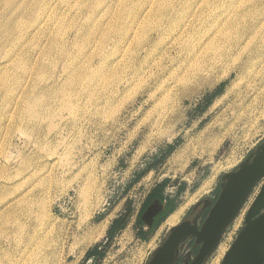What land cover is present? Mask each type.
I'll list each match as a JSON object with an SVG mask.
<instances>
[{
	"label": "rangeland",
	"instance_id": "374dc122",
	"mask_svg": "<svg viewBox=\"0 0 264 264\" xmlns=\"http://www.w3.org/2000/svg\"><path fill=\"white\" fill-rule=\"evenodd\" d=\"M197 1L0 0V264H148L147 197L178 224L264 145V47L217 27L250 4Z\"/></svg>",
	"mask_w": 264,
	"mask_h": 264
},
{
	"label": "water",
	"instance_id": "95a60500",
	"mask_svg": "<svg viewBox=\"0 0 264 264\" xmlns=\"http://www.w3.org/2000/svg\"><path fill=\"white\" fill-rule=\"evenodd\" d=\"M262 147L259 146L260 151L243 162L251 160L250 164H242L236 171L222 177L219 193L201 226L184 222L172 228L148 264H174L187 240H193V245L198 247L193 258L191 253L185 254L190 264H204L209 259L251 190L264 180ZM220 264H264V181L245 216L242 230Z\"/></svg>",
	"mask_w": 264,
	"mask_h": 264
},
{
	"label": "bare ground",
	"instance_id": "6f19581e",
	"mask_svg": "<svg viewBox=\"0 0 264 264\" xmlns=\"http://www.w3.org/2000/svg\"><path fill=\"white\" fill-rule=\"evenodd\" d=\"M195 1V0H194ZM200 1V0H198ZM197 1V2H198ZM204 1V0H203ZM248 4H250L249 7H247V5L243 4V2L241 1V3L239 4V6L237 8H235L233 10V14L232 19H230L229 17H231L229 15V17L224 16V19L222 21H220V23L217 25L218 28L223 29L224 31L228 32V33H234V37H236L233 40V45L232 47L235 48H243L246 45H249L250 43H252L254 40L258 39L261 42V47H264V0H247ZM162 2V1H161ZM169 2V1H167ZM208 2V1H207ZM185 3V2H184ZM189 3V2H188ZM146 4V3H145ZM143 4V5H145ZM152 4V3H151ZM166 4V3H165ZM200 4V3H199ZM126 5V4H125ZM148 5V4H147ZM159 5V4H158ZM184 5V4H183ZM200 6V5H199ZM157 7V6H156ZM218 7L219 4H215L213 6L210 7V15L214 16L216 15V13H218ZM144 8V7H143ZM195 8V5H194ZM200 9V8H199ZM141 10V9H140ZM146 10V9H145ZM144 10V11H145ZM149 10V9H148ZM143 11V13H144ZM148 12V11H147ZM196 12V11H195ZM130 13V12H129ZM225 13V12H224ZM140 14V13H138ZM172 14V13H171ZM135 15V14H134ZM234 15V16H233ZM128 16V15H127ZM130 16V15H129ZM147 16V14H146ZM137 17V16H136ZM141 17V16H139ZM217 17V16H216ZM127 18V17H126ZM170 18V17H169ZM197 18H199L197 16ZM149 19V18H148ZM247 19H249L247 21ZM129 20V19H128ZM150 21V20H149ZM168 21V20H167ZM186 21V19H185ZM193 21V20H192ZM141 22V21H140ZM187 22V21H186ZM190 22V21H189ZM133 23V22H132ZM135 23V22H134ZM138 23V22H137ZM233 23H236V25L238 24L239 26H233ZM136 24V23H135ZM132 25V24H131ZM154 25V24H153ZM166 26V25H165ZM172 26V25H171ZM132 27V26H130ZM180 27V26H178ZM194 27V26H193ZM135 28V27H132ZM149 28V27H148ZM139 28H137L138 30ZM181 29V28H180ZM129 30V29H128ZM127 30V31H128ZM144 30V29H143ZM210 30V29H209ZM126 31V32H127ZM131 31V30H130ZM141 31V30H140ZM187 31V30H186ZM133 32V30L131 31ZM154 32V31H153ZM183 32V30H182ZM135 33V32H134ZM175 33V32H174ZM190 33V32H189ZM118 34V33H117ZM129 34V32H128ZM138 34V33H137ZM200 34V33H199ZM130 35V34H129ZM168 35V34H167ZM176 35V34H175ZM220 36V35H219ZM167 37V36H166ZM164 38V37H163ZM189 38V37H187ZM197 38V37H196ZM166 39V38H165ZM136 40V39H135ZM162 40V39H161ZM223 40V39H222ZM167 41V40H166ZM229 41V40H228ZM169 42H171L169 40ZM174 42V41H173ZM130 43V42H129ZM142 44V43H141ZM167 45V44H166ZM174 45V44H173ZM183 45V44H182ZM139 46V45H138ZM216 46V45H215ZM251 46V45H250ZM129 47V46H128ZM169 47V46H168ZM172 47V46H171ZM190 47V46H189ZM140 49V48H139ZM169 49V48H168ZM178 49V47H177ZM214 50V49H213ZM173 51V50H172ZM199 51V50H198ZM230 51V50H229ZM226 52V51H225ZM174 53V51H173ZM161 54V53H160ZM189 54V53H188ZM251 53H249L250 55ZM248 55V56H249ZM174 56V55H173ZM172 56V57H173ZM190 56V55H189ZM239 58V57H238ZM157 60V59H156ZM160 60V59H159ZM151 61V60H150ZM154 62V61H153ZM167 63V62H166ZM164 64V63H162ZM154 66V65H153ZM147 67V66H146ZM145 67V68H146ZM178 67V66H177ZM175 69V68H174ZM147 70V69H146ZM237 70H239V68H235L233 70L237 72ZM256 70V69H255ZM141 71V70H140ZM160 71V70H159ZM174 71V70H173ZM153 72V70H152ZM158 72V71H157ZM167 74V73H166ZM171 74V73H170ZM140 75V74H139ZM169 75V74H168ZM101 77V76H100ZM138 77V76H137ZM170 77V76H169ZM172 77V76H171ZM191 77V76H190ZM119 78V77H118ZM161 79V78H160ZM235 80H237V77L235 76ZM235 81H232L231 84L234 85ZM161 83V82H160ZM92 90V89H91ZM27 94V93H26ZM204 194V190H199L198 193L196 194ZM15 200V199H14ZM17 201V200H16ZM155 202V201H154ZM153 202V204H154ZM33 204V203H32ZM151 204V205H153ZM186 204V203H185ZM6 205V204H5ZM11 205V204H10ZM186 209V205H182L179 206L173 213H171V215L165 220V222L163 223L164 226H172L175 224V222L179 219V217L184 213V210ZM155 211V210H154ZM34 213V212H33ZM17 216V215H16ZM34 217V216H33ZM17 220V219H16ZM20 220V219H19ZM29 221V220H28ZM17 224V223H16ZM107 224H108V218H105L104 220H102L99 224V226L97 227V229L94 231L97 235H101L102 233H104V231L107 228ZM177 224V223H176ZM22 225V224H21ZM25 225V224H24ZM11 226V225H10ZM173 227V226H172ZM90 229V228H89ZM1 231V230H0ZM20 233V232H19ZM24 234V233H23ZM91 234V233H90ZM18 235V234H17ZM85 235V234H84ZM96 235V236H97ZM10 237V236H9ZM9 239V238H8ZM152 242L149 243L148 247L152 248L151 245ZM2 246V245H1ZM20 250V249H18ZM16 254V253H15ZM18 254V252H17ZM26 255V254H25ZM15 261V260H14ZM32 261V260H31ZM50 260H48L49 262ZM17 263V262H16Z\"/></svg>",
	"mask_w": 264,
	"mask_h": 264
},
{
	"label": "crops",
	"instance_id": "0c3cea01",
	"mask_svg": "<svg viewBox=\"0 0 264 264\" xmlns=\"http://www.w3.org/2000/svg\"><path fill=\"white\" fill-rule=\"evenodd\" d=\"M261 149L264 150V145ZM259 151H260L259 147L252 149V151H250L248 153L247 157H245L244 161L247 160L248 158H250L251 156L253 157L255 155V153L259 152ZM233 171H236V169H234ZM219 186H220V182L216 186V188L212 189V191H211L212 196L211 197L206 196L204 199H200L196 204H194L186 212L183 219L178 224L175 223V225H173L172 228H174V227H176V226H178L184 222L194 224L195 226L200 227L201 224L203 223V221L205 220V218L207 217V215L210 211L211 205L213 204V202L215 201V199L219 193ZM153 202H154V204H153ZM151 204H153V205H151ZM167 204H168L167 199L156 194V192H152V195L147 197L146 202L141 206V208L138 211L137 217H136V223L138 221V218L140 221V225H135L136 232H137L136 235L140 239H145L147 237L146 234L150 229H152V230L161 229V227L163 226L162 224L171 215V213H170L163 220L161 219L162 216L164 215L166 209H167ZM174 211L175 210H173V212ZM172 228L164 230V233H162V236H161L162 237L161 241L160 240L158 241V245H157L156 249L164 242V240L166 239V237L169 234V231ZM161 232H162V230H161ZM188 241L189 240H187L186 242H188ZM150 242H151V240H150ZM189 243H191V247L189 250L187 249L185 251V254L191 253V258H193L195 256L197 250H198V247H195L193 245V243H194L193 240L190 241ZM150 254H152V253H150ZM179 259H180V257H178V259L174 262V264H182L181 262H179ZM190 263L191 262H189V260L187 262H184V264H190Z\"/></svg>",
	"mask_w": 264,
	"mask_h": 264
},
{
	"label": "built area",
	"instance_id": "2783aa9c",
	"mask_svg": "<svg viewBox=\"0 0 264 264\" xmlns=\"http://www.w3.org/2000/svg\"><path fill=\"white\" fill-rule=\"evenodd\" d=\"M260 187H261V185H256L251 190L249 196L247 197V199L243 203V205L240 208V210L238 211L237 215L235 216V218L231 221V223L226 227L225 231L223 232L217 248L212 253V255L209 257L210 259H212V260L215 259L216 256L218 255V253H220L221 254L220 259L222 261L224 255L229 250V248L231 247V245L234 243L235 239L237 238L238 234L242 230V228L244 226L245 216H246L249 208L253 204L255 198L257 197L259 190H260ZM189 242L184 243L182 253L186 248L189 250V248H188ZM221 261H219V262H221Z\"/></svg>",
	"mask_w": 264,
	"mask_h": 264
},
{
	"label": "trees",
	"instance_id": "16d2710c",
	"mask_svg": "<svg viewBox=\"0 0 264 264\" xmlns=\"http://www.w3.org/2000/svg\"><path fill=\"white\" fill-rule=\"evenodd\" d=\"M173 210H174L173 207H167V209H166V211H165V213H164V215L162 216L161 219L163 220L168 214L172 213ZM137 224L140 225L139 218H138ZM124 226H125V225H123L122 228H123Z\"/></svg>",
	"mask_w": 264,
	"mask_h": 264
},
{
	"label": "flooded vegetation",
	"instance_id": "af4514ba",
	"mask_svg": "<svg viewBox=\"0 0 264 264\" xmlns=\"http://www.w3.org/2000/svg\"><path fill=\"white\" fill-rule=\"evenodd\" d=\"M190 247H191V243L188 244V248H189V249H190Z\"/></svg>",
	"mask_w": 264,
	"mask_h": 264
}]
</instances>
